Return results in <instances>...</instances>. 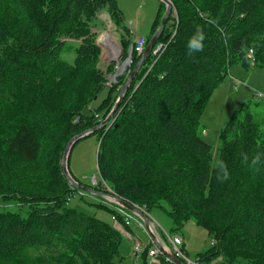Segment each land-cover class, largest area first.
I'll return each mask as SVG.
<instances>
[{
    "label": "trees",
    "instance_id": "16d2710c",
    "mask_svg": "<svg viewBox=\"0 0 264 264\" xmlns=\"http://www.w3.org/2000/svg\"><path fill=\"white\" fill-rule=\"evenodd\" d=\"M170 2L156 42L162 49L146 56L113 122L89 135L98 142L96 183L71 175L142 204L146 213L161 209L172 218L173 234L188 221L205 229L212 244L195 256L197 264H264L262 96L230 115L215 149L200 137L199 122L231 65L264 68V0ZM164 8L158 1L146 43ZM103 13L120 37L122 61L134 37L119 32L125 22L116 0H0V264L133 262L120 256L114 226L68 206L80 192L59 164L66 143L106 117L140 59L132 52L128 69L107 84L115 63L105 75L96 67L101 49L94 25H104ZM197 30L203 48L189 53ZM65 48L72 61L62 56ZM144 176L152 189H144ZM159 257V264H173Z\"/></svg>",
    "mask_w": 264,
    "mask_h": 264
},
{
    "label": "rangeland",
    "instance_id": "374dc122",
    "mask_svg": "<svg viewBox=\"0 0 264 264\" xmlns=\"http://www.w3.org/2000/svg\"><path fill=\"white\" fill-rule=\"evenodd\" d=\"M208 1L209 0H207V2ZM116 4L125 22V28L121 27L119 32L124 33V30L130 29L133 37H138L143 34L148 36L157 11L158 0H116ZM101 18L104 21L105 27L99 21H96L94 25L98 34L97 42L102 45L100 46L101 51L97 57L96 67L98 71L104 74L106 66H108V63H110L112 59H115L114 63L119 61V65H122L125 58L121 61V55L120 57L118 56V50L121 54L122 50L118 39L119 36L113 32L115 31L113 29L114 27L111 23L106 21L105 15H101ZM105 29H111L110 34L106 33L101 35ZM105 35L109 36L113 46H110L109 42L102 41ZM115 43L118 45L117 50L114 47ZM62 56L69 61H72L74 57L69 48H65L62 51ZM123 67L126 68L127 65ZM106 92L107 90L103 89L98 94L97 98L91 103V109H94L99 104L101 99L106 95ZM258 93L262 96L261 100L264 101V68L253 65L251 61L246 66L240 64L231 65L229 74L216 85L203 105L199 116V122L203 129L200 132V137L215 149L217 147L219 131L227 122L230 115L235 110L240 109L248 100H259V98H257ZM97 147L98 142L95 136H87L76 142L70 151L68 159L69 171L76 179L86 184H92V179L98 177L96 165ZM60 163L61 157L59 160V164ZM141 184L144 189L147 190L154 187L152 180L148 181L146 176H144ZM80 193L71 194L68 199V206L82 208L89 215L110 225L113 224V220H111L112 213L109 209L98 205L99 203H103L100 198L88 193H83V199H81V196H79ZM133 204L137 206L138 202H133ZM108 206L110 209L114 210L111 205ZM139 206L143 208L142 204ZM148 216L160 229V232L172 236L173 232L171 228L173 221L170 216L161 209L155 207L149 209ZM117 230L121 234L117 246L120 256L131 259L133 261L131 264H144L145 261L142 256L134 255L133 253V240L129 238L127 234H124L127 229ZM130 230L133 231L135 239L142 247L152 246L148 234L144 229L138 226L135 220L132 222ZM127 232L129 233V231ZM178 234L183 240L182 249L189 260L194 259L198 253L204 252L211 247L212 241L206 230L192 221L185 223L181 232ZM216 259L219 260L221 258L219 256ZM145 260L146 264H156L151 262L150 257H146Z\"/></svg>",
    "mask_w": 264,
    "mask_h": 264
},
{
    "label": "water",
    "instance_id": "95a60500",
    "mask_svg": "<svg viewBox=\"0 0 264 264\" xmlns=\"http://www.w3.org/2000/svg\"><path fill=\"white\" fill-rule=\"evenodd\" d=\"M158 1L162 2L165 6L163 15H162L160 23H159V26L157 27V29L154 31V33L151 35V37L149 38V40L145 44V47L141 53L140 59L135 64L133 69L130 71L128 77L126 78L125 82L121 86V88L118 92L117 98H116L111 110L109 111V113L106 115V117L99 124L74 135L66 143L64 150H63V153H62V156H61L60 165H61V170H62L63 175L65 176V178L67 179L69 184L72 186V188L76 189L77 191H79L81 193H88V194H91V195L96 196L98 198L104 199L107 202H111L113 204L121 206L126 211H128V212L132 213L133 215L139 217L144 224L145 231L148 234L152 244L155 247H157L162 253H164L166 255V257L170 260L171 263H173V264H185L182 260L177 258L171 251H167V250L162 248V246L158 242L157 237L155 236L154 232L152 231V228L150 226V219L147 215H145L142 211H140L134 205L124 201L123 199H121V198H119V197H117L111 193H106L103 191H97L94 188H92L86 184L79 183L71 175L69 168H68V159H69L70 151H71L73 145L76 142H78L79 140H81V139L89 136L90 134L94 133L95 131L99 130L100 128H102L104 126L108 127L113 122L115 113H117V108H118L124 94L128 90V88L131 84V81L133 80L135 74L139 70L140 66L143 64L146 56L150 52H154L156 50V47H155L156 42H157L158 38L160 37V35L163 31L164 25L168 19L170 11L172 9V5H171L170 0H158ZM98 44H99V46H102L100 43H98ZM120 55H121V53L119 54V57H120ZM113 61H114V59H112V62ZM124 70L126 71L127 68H124Z\"/></svg>",
    "mask_w": 264,
    "mask_h": 264
},
{
    "label": "built area",
    "instance_id": "2783aa9c",
    "mask_svg": "<svg viewBox=\"0 0 264 264\" xmlns=\"http://www.w3.org/2000/svg\"><path fill=\"white\" fill-rule=\"evenodd\" d=\"M146 41L143 37H138L132 45H130L128 52H135V53H141L145 47ZM156 50L153 52L154 54H156L157 52H159L162 49L161 44H157L156 46ZM118 49V48H117ZM249 53H252V50H249ZM119 50H118V56H119ZM115 60V59H114ZM114 62V61H113ZM117 62V64H116ZM115 62V72L113 74L108 75V82L107 84L110 85L111 83L116 82V77L118 75H120L124 70L125 67L127 65V69L130 65V55L128 54L125 59L124 62L122 63V65H119V61ZM258 97H261L260 94H257ZM96 183V178L92 179V184ZM111 203V202H108ZM111 206L114 208V213H112L111 215V220H113V222L115 223V226L118 228H124V226H128L131 225L132 221H136V223L138 224L139 227H141L142 229L145 230L144 224L142 222V220L133 215L132 213L126 211L125 209H123L121 206H118L116 204L111 203ZM135 206V205H134ZM137 207L140 211H142L145 215L147 214L146 212L143 211L142 208ZM148 216V215H147ZM121 217V218H119ZM149 217V216H148ZM120 223V224H119ZM150 226L152 228V231L154 232L155 236L158 237L160 239L159 244L162 246L163 249L167 250V251H171L177 258H179L180 260H182L185 264H197V262L195 260H189L187 259V257L185 256V253L182 249L183 246V240L181 238L180 235L178 234H172V236L164 233V232H160V234L158 233V231H160V229L156 226V224L154 222H152L150 220ZM115 227V228H116ZM117 229V228H116ZM129 238H132L133 240V253L134 255H142L143 253L146 254V257H150V260L152 263H160V257L161 256L165 261H169L170 260L166 257V255L164 253H162L157 247L155 246H146V247H142V245L135 239L133 234H128ZM162 237V238H161Z\"/></svg>",
    "mask_w": 264,
    "mask_h": 264
},
{
    "label": "clouds",
    "instance_id": "9594fccd",
    "mask_svg": "<svg viewBox=\"0 0 264 264\" xmlns=\"http://www.w3.org/2000/svg\"><path fill=\"white\" fill-rule=\"evenodd\" d=\"M205 39L204 33L197 30L195 35H193L187 42V50L189 53L199 52L203 48V41ZM227 173H225V178Z\"/></svg>",
    "mask_w": 264,
    "mask_h": 264
},
{
    "label": "crops",
    "instance_id": "0c3cea01",
    "mask_svg": "<svg viewBox=\"0 0 264 264\" xmlns=\"http://www.w3.org/2000/svg\"><path fill=\"white\" fill-rule=\"evenodd\" d=\"M158 8V7H157ZM156 14V13H155ZM101 15H105L106 16V14L105 13H103V14H101ZM101 15H100V18H101ZM101 20H102V18H101ZM103 21V20H102ZM104 22V21H103ZM104 27H105V25H104ZM134 27V26H133ZM104 30V29H103ZM130 30V29H129ZM110 31H111V29H105V31L103 32V33H101V35H103V34H110ZM109 32V33H108ZM150 32H151V28H150ZM150 32H149V34H150ZM148 34V35H149ZM112 37V36H111ZM138 37H143L144 39L147 37L146 36V34H143V35H139ZM137 36H134V39L136 40L137 38H138ZM134 40V41H135ZM115 46L118 48V45L115 43ZM106 47V46H105ZM108 48V47H107ZM110 62H112V61H110ZM149 213H147L146 215H148ZM133 222V221H132ZM120 224V223H119ZM132 224V223H131ZM114 227H116L115 226V223L113 222V224H112ZM130 227H131V225H129V227L128 226H124V228H126L127 229V231H129V233L127 232V231H125L124 232V234H133V231L132 230H130ZM117 229H119V230H121V229H124V228H118V227H116ZM158 233L160 234V231H158ZM160 236H161V234H160ZM162 238V237H161ZM157 239H158V241L160 242V239L157 237ZM151 242V241H150ZM151 244H152V242H151ZM152 246H154L153 244H152Z\"/></svg>",
    "mask_w": 264,
    "mask_h": 264
},
{
    "label": "bare ground",
    "instance_id": "6f19581e",
    "mask_svg": "<svg viewBox=\"0 0 264 264\" xmlns=\"http://www.w3.org/2000/svg\"><path fill=\"white\" fill-rule=\"evenodd\" d=\"M106 21L110 23V18H109L108 15H106ZM102 39H103L102 41H104V42H109L110 46H113L112 42H110L111 39L109 38L108 35H105ZM114 47H115V49L117 50V47L115 46V44H114ZM112 48H113V47H112ZM132 52H133V51H132ZM132 52H128V54L131 56V53H132ZM134 53H135V52H134ZM141 53H142V52H141ZM141 53H135V54L141 56ZM258 94H259V93H258Z\"/></svg>",
    "mask_w": 264,
    "mask_h": 264
}]
</instances>
